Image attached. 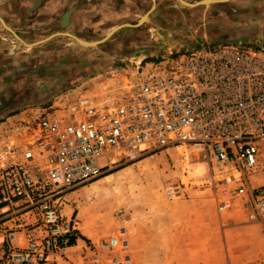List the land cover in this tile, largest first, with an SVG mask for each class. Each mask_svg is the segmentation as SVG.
<instances>
[{
  "label": "built area",
  "instance_id": "1",
  "mask_svg": "<svg viewBox=\"0 0 264 264\" xmlns=\"http://www.w3.org/2000/svg\"><path fill=\"white\" fill-rule=\"evenodd\" d=\"M136 74L101 103L80 96L64 114L46 108L17 141H0V242L9 264H62L78 233L62 200L100 178L111 152L134 160L171 147L203 151L219 211L238 201L264 227V42L201 43L145 61ZM88 252L89 264H136L125 226Z\"/></svg>",
  "mask_w": 264,
  "mask_h": 264
},
{
  "label": "rangeland",
  "instance_id": "2",
  "mask_svg": "<svg viewBox=\"0 0 264 264\" xmlns=\"http://www.w3.org/2000/svg\"><path fill=\"white\" fill-rule=\"evenodd\" d=\"M260 6V11L254 10L250 15L235 14L236 18H261L258 29L250 24L241 27L247 34V43L264 42V0H260ZM207 28L213 31L212 25ZM190 29L169 35L161 32L156 42L154 37L151 41L164 48L162 55L201 43H220L209 34H196ZM71 42L74 49L61 57L58 68L45 74L37 67L32 71L37 76L19 90L10 84L3 87L1 94L8 95V103L27 95L31 98L22 100L19 110H5L0 115V120L16 115L8 127H0V141H17L26 123L54 104L52 110L61 115L80 96L103 102L135 78L138 68L149 60L138 63L135 69L136 63L122 61L120 54H114L112 58L118 61L111 69H118L119 74L76 84L74 81L81 75H88L86 79L95 77L93 58L100 57L102 63L110 60L109 42L98 47ZM103 165L100 178L69 190L62 200L63 215L78 220L72 248L66 256L59 257L62 264H89L85 259L90 254L88 248L115 234L120 226L128 229L136 264H264V227L250 222L238 201L230 209L219 211L216 196L206 184L211 171L207 153L193 147H171L131 160L122 152H111L103 159ZM258 181L263 184L264 178ZM14 211L17 209L12 208L11 213ZM25 217L27 222L35 223L37 211ZM4 251L0 242V264H9Z\"/></svg>",
  "mask_w": 264,
  "mask_h": 264
},
{
  "label": "crops",
  "instance_id": "3",
  "mask_svg": "<svg viewBox=\"0 0 264 264\" xmlns=\"http://www.w3.org/2000/svg\"><path fill=\"white\" fill-rule=\"evenodd\" d=\"M184 1L194 6L180 0H0V115L5 110H19L22 100L31 98L27 95L8 103V95L1 94L3 87L10 84L19 90L37 76L32 73L37 67L45 74L58 68L61 57L74 49L71 41L76 39L69 34L89 42L105 38L104 42H109L110 60H92L95 77L86 79L88 75H81L74 81L84 85L119 74L118 69H111L118 61L112 58L114 54H120L122 61L136 63L135 69L146 59L158 60L164 48L155 42L161 32L169 35L191 28L196 34H209L222 42L247 35L241 30L243 25L258 29L262 23L261 18L235 16L260 11V0H215L198 5L203 0ZM209 25L213 31L208 30ZM18 73L24 74L18 77ZM15 116L3 117L0 127H8Z\"/></svg>",
  "mask_w": 264,
  "mask_h": 264
},
{
  "label": "water",
  "instance_id": "4",
  "mask_svg": "<svg viewBox=\"0 0 264 264\" xmlns=\"http://www.w3.org/2000/svg\"><path fill=\"white\" fill-rule=\"evenodd\" d=\"M182 2H184L185 4L187 5H190V6H194V4H190V3H187L185 2L184 0H180ZM215 0H203V1H200L198 3H196V5L198 4H202V3H207V2H214ZM116 29H114L112 32H114ZM70 36L74 37L79 43L85 45V46H96V45H99L101 44L102 42H104L107 38L103 39V40H100V41H94V42H89V41H85V40H82L72 34H69ZM248 41V38L246 36H242V37H239V38H234V39H227V40H223L222 42H230V43H238V42H241V43H247Z\"/></svg>",
  "mask_w": 264,
  "mask_h": 264
}]
</instances>
